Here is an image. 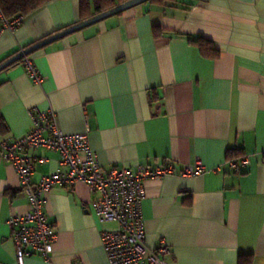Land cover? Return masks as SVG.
Listing matches in <instances>:
<instances>
[{
  "label": "crops",
  "instance_id": "crops-1",
  "mask_svg": "<svg viewBox=\"0 0 264 264\" xmlns=\"http://www.w3.org/2000/svg\"><path fill=\"white\" fill-rule=\"evenodd\" d=\"M84 21V20H83ZM81 22L80 0H49L0 35V63ZM154 26L160 33L154 34ZM203 35L219 51L205 56ZM0 71V144L33 127L30 110H54L67 134L89 125L105 171L201 161L202 175L145 182V242L165 239L170 264H264V0L144 2L55 40ZM238 150L251 163L237 174ZM32 181L59 171V151L37 148ZM87 184L54 186L46 213L58 234L51 260L25 264H109ZM30 210L14 165L0 149V264H19L13 214Z\"/></svg>",
  "mask_w": 264,
  "mask_h": 264
},
{
  "label": "built area",
  "instance_id": "built-area-1",
  "mask_svg": "<svg viewBox=\"0 0 264 264\" xmlns=\"http://www.w3.org/2000/svg\"><path fill=\"white\" fill-rule=\"evenodd\" d=\"M22 21L23 15L8 18L0 7V35L6 30H15ZM23 59L30 77L42 83L44 77L30 55ZM30 115L33 127L25 136L0 144L2 157L14 165L30 204L29 211L13 214L8 219L18 263L25 264V258L34 254L51 260L58 234L45 211L48 195L54 186L70 188L83 182L95 195L93 208L98 219L114 225L101 231L109 264H170L166 256L172 253V248L165 239H161L153 249L145 242L142 206L146 196L145 182L166 175L196 177L207 172L208 167L198 161L177 170L173 163L167 162L139 165L136 170L115 166L105 171L98 153L92 148L89 125L84 132L67 134L59 128L54 110L34 108ZM37 148L59 151L63 168L43 175L35 183L32 178L36 163L43 158L29 152ZM226 163L240 174L251 160L249 156L231 157Z\"/></svg>",
  "mask_w": 264,
  "mask_h": 264
},
{
  "label": "trees",
  "instance_id": "trees-1",
  "mask_svg": "<svg viewBox=\"0 0 264 264\" xmlns=\"http://www.w3.org/2000/svg\"><path fill=\"white\" fill-rule=\"evenodd\" d=\"M49 0H0V7L4 15L8 18L29 14L38 8L42 7ZM127 0H80V20H86L93 17L96 14L102 13L109 9L116 7L117 5ZM179 0H149L158 4H165L168 2L176 3ZM160 29L158 26H154L155 36L159 35ZM196 43L201 52L207 57H215L218 54V50L213 46L212 41L203 35L198 36L195 39H191ZM20 51L14 53L12 56L18 54ZM24 59H20L23 61ZM246 154L238 150H232L229 152L228 158L231 157H244ZM240 264H243V259H240Z\"/></svg>",
  "mask_w": 264,
  "mask_h": 264
},
{
  "label": "water",
  "instance_id": "water-1",
  "mask_svg": "<svg viewBox=\"0 0 264 264\" xmlns=\"http://www.w3.org/2000/svg\"><path fill=\"white\" fill-rule=\"evenodd\" d=\"M147 1H149V0H127V1L117 5L116 7L112 8V9H109V10L104 11L102 13L96 14L89 19H86L84 21H81V22L73 25L72 27H69L63 31H60L54 35H51V36L35 43L34 45L20 51L18 54H16V55L12 56L11 58L5 60L4 62L0 63V71L5 69L6 67L10 66L11 64L19 61L20 59H23L25 56L32 54L36 50L44 47L45 45H47V44H49L55 40L63 38L65 36L69 35L70 33L81 30L86 26H89L91 24L99 22L103 19H106V18L112 16V15L118 14V13L123 12L124 10H126L128 8H132L134 6H137V5L142 4L144 2H147Z\"/></svg>",
  "mask_w": 264,
  "mask_h": 264
}]
</instances>
